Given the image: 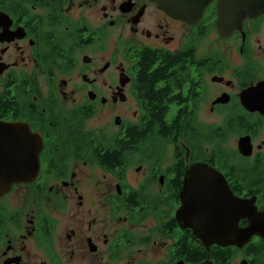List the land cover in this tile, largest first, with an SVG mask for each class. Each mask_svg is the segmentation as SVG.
<instances>
[{"label":"flooded vegetation","instance_id":"af4514ba","mask_svg":"<svg viewBox=\"0 0 264 264\" xmlns=\"http://www.w3.org/2000/svg\"><path fill=\"white\" fill-rule=\"evenodd\" d=\"M209 1L0 0V120L39 149L0 264H264L263 228L204 244L264 216V0Z\"/></svg>","mask_w":264,"mask_h":264},{"label":"water","instance_id":"95a60500","mask_svg":"<svg viewBox=\"0 0 264 264\" xmlns=\"http://www.w3.org/2000/svg\"><path fill=\"white\" fill-rule=\"evenodd\" d=\"M162 8L166 10H178L175 4V0H155ZM194 1V2H193ZM196 1V3H195ZM251 6L249 5L245 11H250L247 13L248 16H255V10L258 9L260 2L251 0ZM187 5V10H200L207 4L210 3L209 0H185ZM204 5L202 8L201 5ZM259 9H262L259 7ZM244 11V12H245ZM202 14V12H201ZM191 17L190 15H188ZM246 16V15H245ZM206 171H214L206 167ZM39 170V149L36 142H34V136L30 128L26 127L24 124H14L7 123L0 120V192H6L10 190L13 184H19L22 182H29L33 180ZM204 177L209 176V172ZM196 210V209H195ZM204 210H212V208H204ZM236 208V220L234 227L232 226L231 237L237 235L240 238H234L231 240L215 239L218 233L212 231V226H210V231L205 233L206 235L213 237L208 240H204L205 246L209 247L213 244H225V245H239L242 246L247 239H244L255 234L262 235V228L264 229V216L257 214L254 210L249 208ZM240 212H244L240 214ZM248 218L250 221V227L244 232L238 230V221L241 218ZM206 223V222H205ZM231 220L227 221V226L230 225ZM222 226L225 225L223 222ZM192 228L195 232H199V226L197 227L196 222L192 224Z\"/></svg>","mask_w":264,"mask_h":264},{"label":"rangeland","instance_id":"374dc122","mask_svg":"<svg viewBox=\"0 0 264 264\" xmlns=\"http://www.w3.org/2000/svg\"><path fill=\"white\" fill-rule=\"evenodd\" d=\"M11 189V188H10Z\"/></svg>","mask_w":264,"mask_h":264}]
</instances>
